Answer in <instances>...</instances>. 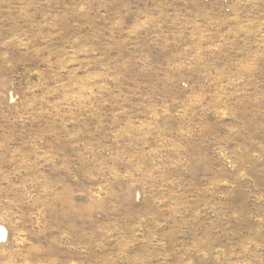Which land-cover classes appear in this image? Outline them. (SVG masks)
Returning <instances> with one entry per match:
<instances>
[{
    "label": "rangeland",
    "instance_id": "374dc122",
    "mask_svg": "<svg viewBox=\"0 0 264 264\" xmlns=\"http://www.w3.org/2000/svg\"><path fill=\"white\" fill-rule=\"evenodd\" d=\"M0 264H264V0H0Z\"/></svg>",
    "mask_w": 264,
    "mask_h": 264
},
{
    "label": "bare ground",
    "instance_id": "6f19581e",
    "mask_svg": "<svg viewBox=\"0 0 264 264\" xmlns=\"http://www.w3.org/2000/svg\"><path fill=\"white\" fill-rule=\"evenodd\" d=\"M6 237V231L3 227L0 226V241Z\"/></svg>",
    "mask_w": 264,
    "mask_h": 264
}]
</instances>
